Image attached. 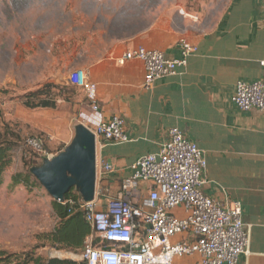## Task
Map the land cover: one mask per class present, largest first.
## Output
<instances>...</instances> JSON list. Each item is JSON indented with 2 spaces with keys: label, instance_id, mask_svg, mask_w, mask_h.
<instances>
[{
  "label": "crops",
  "instance_id": "obj_1",
  "mask_svg": "<svg viewBox=\"0 0 264 264\" xmlns=\"http://www.w3.org/2000/svg\"><path fill=\"white\" fill-rule=\"evenodd\" d=\"M182 40L196 45L198 53L175 76L158 81L150 89L144 87L142 62L118 63L122 53L135 46L157 49L170 59H178ZM263 59L264 0H230L216 25L203 35L186 38L155 29L82 69L98 86V112L93 111L85 94L78 92L69 102L61 101L55 110H37L57 120L55 125L47 124L50 135L54 127L63 125L65 116L71 117V113L60 110H74L76 124L91 131L115 115L124 118L130 141L108 144L97 151L98 160L113 167L100 181L113 197L141 156L159 152L169 130H181L207 159L204 193L218 200L229 196L243 205L251 244L240 264H264V116L256 109L242 112L232 102L239 81L260 79ZM73 126L68 128L73 131ZM195 261L189 259L188 263Z\"/></svg>",
  "mask_w": 264,
  "mask_h": 264
},
{
  "label": "rangeland",
  "instance_id": "obj_2",
  "mask_svg": "<svg viewBox=\"0 0 264 264\" xmlns=\"http://www.w3.org/2000/svg\"><path fill=\"white\" fill-rule=\"evenodd\" d=\"M229 2L0 0V141L9 135L16 137L13 164L0 187V249L74 262L65 255L71 252L48 245L46 236L59 225V219L45 188L36 178L38 183L32 189L11 187L13 175L56 157L71 142L74 134L68 126L77 123L74 110H60L71 117L65 116L63 125L54 127L50 135L47 124L55 125L57 120L44 111L27 109L20 97L48 83L67 86L72 72L108 58L115 48L129 45L149 31L165 29L186 38L203 35L216 25ZM77 92L83 95L80 90L69 94L75 98ZM33 137L43 142L42 153L26 144ZM97 193L101 206L113 197L100 181ZM188 260L176 258L177 262Z\"/></svg>",
  "mask_w": 264,
  "mask_h": 264
},
{
  "label": "built area",
  "instance_id": "obj_3",
  "mask_svg": "<svg viewBox=\"0 0 264 264\" xmlns=\"http://www.w3.org/2000/svg\"><path fill=\"white\" fill-rule=\"evenodd\" d=\"M180 50V58L170 59L160 50L135 46L125 50L118 63L142 62L144 87L150 89L175 76L198 53V47L187 40L181 41ZM260 66V79L239 81L232 102L242 112L256 109L264 116V59ZM67 84L85 94L93 111L100 110L98 86L85 70L72 72ZM92 132L97 151L130 141L126 122L118 115L102 121ZM26 144L43 152V142L35 137ZM207 168L199 146L181 130H169L159 152L143 155L131 166L132 174L122 181L116 197L102 206L98 193L91 203L70 200L72 207L83 211L93 235L79 255L68 256L77 264H191L176 258L196 259L193 264H240L251 244L243 205L229 196L218 200L204 193ZM112 171L111 165L97 158L98 181ZM145 185L149 186L146 190ZM95 237L110 245L96 247Z\"/></svg>",
  "mask_w": 264,
  "mask_h": 264
},
{
  "label": "trees",
  "instance_id": "obj_4",
  "mask_svg": "<svg viewBox=\"0 0 264 264\" xmlns=\"http://www.w3.org/2000/svg\"><path fill=\"white\" fill-rule=\"evenodd\" d=\"M78 90L72 86H57L52 83L42 85L33 91L20 97L23 105L30 110L57 109L61 101L69 102L74 95L70 91ZM2 111L0 110V118ZM1 129V125H0ZM1 131V130H0ZM10 138V139H9ZM15 136L9 135L6 140L0 141V187L4 184V175L13 164V152L15 150ZM32 149V148H31ZM63 150V149H62ZM35 151V150H34ZM37 153H42L35 151ZM36 166H28V171L16 173L11 177V187L24 186L32 189L38 183L30 173V169ZM70 200L81 202V197L74 190L65 195V200L53 202L54 211L59 219V225L53 232L46 236L48 245L58 251L71 253L82 252L89 238L93 235L91 226L86 222L84 213L78 207H72ZM96 247L109 246L110 243L95 237ZM0 264H77L75 261L62 260L58 258L45 259L41 256L35 257L28 254H9L0 249Z\"/></svg>",
  "mask_w": 264,
  "mask_h": 264
},
{
  "label": "water",
  "instance_id": "obj_5",
  "mask_svg": "<svg viewBox=\"0 0 264 264\" xmlns=\"http://www.w3.org/2000/svg\"><path fill=\"white\" fill-rule=\"evenodd\" d=\"M74 137L56 157L45 158L30 173L56 202L74 189L84 203H91L97 193V143L95 134L83 124L73 126Z\"/></svg>",
  "mask_w": 264,
  "mask_h": 264
},
{
  "label": "bare ground",
  "instance_id": "obj_6",
  "mask_svg": "<svg viewBox=\"0 0 264 264\" xmlns=\"http://www.w3.org/2000/svg\"><path fill=\"white\" fill-rule=\"evenodd\" d=\"M65 255H68V254L65 253ZM68 257H69V256H68Z\"/></svg>",
  "mask_w": 264,
  "mask_h": 264
}]
</instances>
